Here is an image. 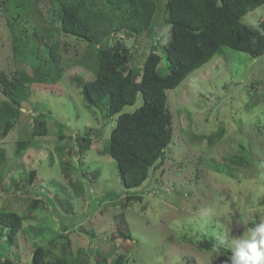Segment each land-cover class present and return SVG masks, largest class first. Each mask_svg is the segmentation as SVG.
Segmentation results:
<instances>
[{
	"label": "rangeland",
	"instance_id": "rangeland-1",
	"mask_svg": "<svg viewBox=\"0 0 264 264\" xmlns=\"http://www.w3.org/2000/svg\"><path fill=\"white\" fill-rule=\"evenodd\" d=\"M27 1L0 0V70L12 76L49 67L56 40L61 77L25 84L18 116L0 124V210L31 215L0 252L29 264L40 243L48 256L79 264H113L119 253L125 264H225L230 254L200 247L201 234L217 245L221 235L239 238L264 222V54L220 46L168 89L172 135L163 163L142 186L126 189L103 149L112 118L85 107L71 80L88 73L78 64L87 42L59 29L56 0ZM262 16L264 4L242 21ZM158 26L153 40L147 32L113 35L127 50L126 69L140 68L165 36ZM6 98L0 88V108ZM141 102L138 94L125 110ZM132 195L138 198L123 205Z\"/></svg>",
	"mask_w": 264,
	"mask_h": 264
},
{
	"label": "trees",
	"instance_id": "trees-1",
	"mask_svg": "<svg viewBox=\"0 0 264 264\" xmlns=\"http://www.w3.org/2000/svg\"><path fill=\"white\" fill-rule=\"evenodd\" d=\"M56 1L60 7L59 29L87 42L78 64L87 69L88 75H74L71 80L79 88L85 107H96L112 118L103 149L116 162L126 189L142 186L149 178L150 168L163 163L172 135L168 89L177 87L208 62L220 46L252 58L264 54V16L255 23L242 21L264 0H74L73 4L66 1V5ZM160 13L162 20L158 18ZM157 26L163 27L165 36L159 42L154 40L155 45L140 68L126 69L127 50L112 42L113 35L119 30L128 35L147 32L152 39ZM49 51L50 66H35L31 74L8 76L0 70V88L7 95L0 108V124H8L18 116L19 92L25 84H54L61 77L56 40L50 43ZM138 94L142 98L139 106L125 110L136 103ZM101 133L103 129L98 132ZM132 198L138 197L128 196L122 204L127 205ZM30 217L0 210L1 248L15 244L23 222ZM201 237L200 247L216 246L204 233ZM219 250L231 254L224 246ZM49 254L48 247L36 244L29 264H79L66 254ZM125 258L124 253H119L113 264H125ZM0 264L20 263L0 252Z\"/></svg>",
	"mask_w": 264,
	"mask_h": 264
},
{
	"label": "clouds",
	"instance_id": "clouds-1",
	"mask_svg": "<svg viewBox=\"0 0 264 264\" xmlns=\"http://www.w3.org/2000/svg\"><path fill=\"white\" fill-rule=\"evenodd\" d=\"M222 245H228L231 251L225 264H264V222L247 229L239 238L219 236L216 247Z\"/></svg>",
	"mask_w": 264,
	"mask_h": 264
}]
</instances>
